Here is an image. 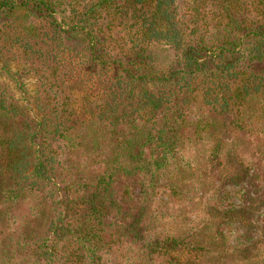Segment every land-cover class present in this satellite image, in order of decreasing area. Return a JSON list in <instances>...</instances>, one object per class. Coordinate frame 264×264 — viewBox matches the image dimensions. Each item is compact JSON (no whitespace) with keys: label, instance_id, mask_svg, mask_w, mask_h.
Instances as JSON below:
<instances>
[{"label":"trees","instance_id":"trees-1","mask_svg":"<svg viewBox=\"0 0 264 264\" xmlns=\"http://www.w3.org/2000/svg\"><path fill=\"white\" fill-rule=\"evenodd\" d=\"M211 164L210 219L168 232ZM250 193L264 0H0V264H264Z\"/></svg>","mask_w":264,"mask_h":264},{"label":"rangeland","instance_id":"rangeland-1","mask_svg":"<svg viewBox=\"0 0 264 264\" xmlns=\"http://www.w3.org/2000/svg\"><path fill=\"white\" fill-rule=\"evenodd\" d=\"M161 49L157 46L153 47L151 53L157 58L156 65L165 67L169 65L172 55L171 53L165 54ZM32 83L29 84V88L32 87ZM209 168V170L202 172V175L188 181V183L196 184L195 189L197 188L198 190L191 193L184 201H177L172 198L167 200L166 197H163L164 202L160 203L159 209L161 214H163L162 217L170 224L169 228L166 229L168 232L184 235L190 227H196L201 223V220L210 219L205 202L213 188L221 187L225 173L224 168L217 164H211ZM227 171L232 174L239 173V170L232 166V164L227 167ZM215 180H217V183H215ZM188 183L184 184L187 185ZM237 190L238 187L233 185L228 189L227 193L233 196ZM250 194V197L246 196L244 200H239L240 210H243V212L245 210L244 213L247 214L246 218L251 220L252 226L254 225V229L249 225H246V228L248 231L264 235V204L261 202V199H256L253 193ZM248 198L253 199V201L250 202ZM261 240H264V237ZM262 249L263 251L255 250L251 255L258 256L260 253L261 257H264V248Z\"/></svg>","mask_w":264,"mask_h":264}]
</instances>
